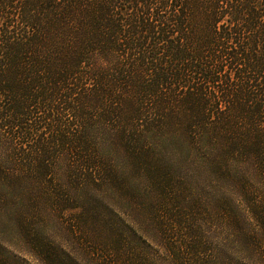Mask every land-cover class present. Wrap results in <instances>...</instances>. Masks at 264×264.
<instances>
[{"label":"trees","instance_id":"obj_1","mask_svg":"<svg viewBox=\"0 0 264 264\" xmlns=\"http://www.w3.org/2000/svg\"><path fill=\"white\" fill-rule=\"evenodd\" d=\"M177 154L212 202L185 204ZM132 176L147 237L106 196ZM6 189L104 227L107 264H264V0H0Z\"/></svg>","mask_w":264,"mask_h":264},{"label":"rangeland","instance_id":"obj_2","mask_svg":"<svg viewBox=\"0 0 264 264\" xmlns=\"http://www.w3.org/2000/svg\"><path fill=\"white\" fill-rule=\"evenodd\" d=\"M179 156L177 154L169 161L167 166L171 174L167 175L175 177V184L180 190L178 192L187 197L185 204L204 193L208 196L202 202H212L215 190L210 186L209 177L202 171L200 162ZM117 157L123 161L122 154ZM127 187L133 192L139 191L141 195L137 193L138 196L132 198V194L109 187L106 192L107 200H114L126 219L139 222L140 230L147 237L154 226L151 225L147 212L139 206L144 208L151 201L154 192L151 188L147 190V184L137 176L128 178ZM7 190L0 191V264H74L73 258L81 264H107V259L102 254L106 238L102 232L104 227L96 229L93 226L91 230H80L78 215L75 213L60 216L58 209L43 202L30 209L20 190ZM36 214L38 215L33 220L32 215ZM229 247L241 251L232 244ZM164 255L163 249L158 251L157 248L151 251L150 258H161L159 264H169Z\"/></svg>","mask_w":264,"mask_h":264},{"label":"snow or ice","instance_id":"obj_3","mask_svg":"<svg viewBox=\"0 0 264 264\" xmlns=\"http://www.w3.org/2000/svg\"><path fill=\"white\" fill-rule=\"evenodd\" d=\"M134 173H128V175H133ZM233 194L239 196V195H243V193L236 188L235 186H232L231 189L228 192H225V198H230Z\"/></svg>","mask_w":264,"mask_h":264}]
</instances>
